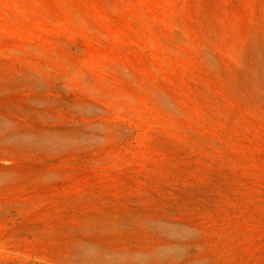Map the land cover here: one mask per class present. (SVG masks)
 <instances>
[{"label":"rangeland","instance_id":"1","mask_svg":"<svg viewBox=\"0 0 264 264\" xmlns=\"http://www.w3.org/2000/svg\"><path fill=\"white\" fill-rule=\"evenodd\" d=\"M134 1L119 4L111 15L118 25L106 39L87 33L67 38L71 22L57 21V6L84 4L83 0H31V4L0 0V23L9 20L7 13L15 17L16 27L28 19L31 26L26 28L32 29V35L24 39L47 43L74 66L87 52L103 50L113 63L126 61L137 70V60L146 58L150 50L126 38L135 25L130 18ZM200 1L186 0L191 10L201 4L210 6L209 15L217 13L220 0ZM242 1L227 0L226 5L238 11ZM260 1L255 7L259 18L264 13V0ZM56 35L67 38L66 44L54 43L51 39ZM6 55L0 51V241L4 246L0 264H264L261 99L230 98L210 82L209 96L200 103L202 109L205 106L200 139L191 138V145L141 121L132 105L117 117L116 129L102 106L105 102L92 98L82 85L72 84L64 71L36 76L27 63L44 61L34 55ZM261 56L248 57L242 64L248 73L237 75L243 92L264 93ZM47 63L53 61L46 59ZM191 67L208 78L195 60ZM89 71L85 84L92 82ZM253 72H260L259 79L257 74L256 79H247ZM105 73L133 95L141 98L146 91L119 71L106 68ZM148 77L145 83L165 85L158 76ZM190 87L196 90L193 83ZM146 97L149 106L153 100ZM148 127V138L142 140Z\"/></svg>","mask_w":264,"mask_h":264},{"label":"bare ground","instance_id":"2","mask_svg":"<svg viewBox=\"0 0 264 264\" xmlns=\"http://www.w3.org/2000/svg\"><path fill=\"white\" fill-rule=\"evenodd\" d=\"M22 1H24L26 4L27 2L30 4L32 3L31 0ZM226 1L220 0L216 6L217 13L214 15H209V13L211 14V11L209 12L210 6H207V4H205V6L209 7V10L200 3H197L200 5H198L196 10H191L186 0H135L130 10V18L135 25L131 28L132 32L127 34L126 38H132V41L138 43L141 48L150 50V53L146 58H144L142 55L141 58L137 60V70H135L133 65H130L129 62L126 61L113 63L111 59H109L108 54L103 50H99L97 52L92 51L91 53L87 52L84 60H81L82 62L80 65L74 66L68 60L66 55L64 56L63 53H57L52 47H49L50 45L47 46V43V45H44V43L43 45H41L42 43L38 45L34 43L35 41L31 43L30 40L29 42L28 40L24 39V37L28 34H30V36L32 35V29L29 31L26 28V24H29L27 23L28 19L26 24H24V21V23H21L20 21L21 24L25 25V27L24 25L16 27L12 24V22H16L14 21L15 17L12 13H7V15H5L10 21L8 20L6 22L3 21L4 23L2 24L0 23V51L5 54L7 53L8 57L9 53L10 55L14 56L13 58H25L29 55H34L39 60L44 61L43 64L27 63L26 68L30 72L37 74L36 76L48 75V73H50L49 70H58V72L62 71V73L64 71L68 75V78L72 84L82 85L90 93L92 98H97L98 100L105 102L102 106H104V110L107 113H110L112 120L109 122L116 129L119 128L117 126V117L119 118V116L125 115L126 106L132 105L137 111L141 121L149 123L151 127L153 126V128H163L162 130L167 134L176 138L181 137L186 142H189L191 138L199 140V128H201L200 126L205 114L203 111L205 106L202 109L200 103L202 104L204 98L209 96L210 82L218 84L230 98L240 97L249 101L261 99L264 102L263 91L253 89L252 91L254 93H251L250 91L243 92L238 84L239 79L237 76L239 73H243L244 77L248 74L244 73V69L242 68V64L247 60L248 57L264 55V13L260 12V14L258 11L260 18L256 17V0H243L241 4V10L238 11L234 6H227ZM121 2L122 0H83L84 4L78 3L74 5L72 2H69L68 5H64L63 3H60V5L57 6L58 18H54H56L59 22H71V33L70 35L67 34V38H70L73 36V34L80 33L83 35V33H87L106 39L110 38V29L118 25L116 20H112L111 15L120 9L119 4ZM238 2L241 1H237V3ZM260 4L263 5L262 3ZM196 6L197 5H194V7ZM39 7L40 6L37 8ZM129 7H131V5ZM33 8L35 7L33 6ZM50 11L53 12L52 10ZM39 13L40 16L43 14L41 8ZM259 14H257V16ZM26 15L29 14L27 13ZM53 15L56 16L54 13ZM39 18L43 19L42 16ZM54 21L56 22V20ZM45 22L43 21L42 24ZM36 23L38 22L36 21ZM33 24L34 22L32 25ZM138 24H141V27ZM29 26H31V24H29ZM52 38L53 39L51 40L60 46H62V44H66L67 42V38L60 35L53 36ZM42 41L45 42L44 38ZM59 45H57V48ZM59 49L61 48L59 47ZM261 57L263 58V56ZM46 59H48V61L52 60L53 63L46 64ZM249 59L250 58H248V60ZM194 60L198 65H200L203 75L208 76V78H203L192 71L191 64L194 62ZM106 68L109 70L119 71L121 73V77L127 76L129 82L141 85V87H143L147 92H143V96L141 98L139 96L133 95L131 91H128L127 89H124L110 81L105 73ZM89 70H91V74H93L92 82L85 84L83 82L84 77L88 72H90ZM259 73L260 72H256L253 75L251 73L252 76L250 75L247 79L254 80L256 79L255 74L258 76ZM148 76L160 77L161 81H163L165 85L157 83H145L144 81L147 80ZM52 78H54V76ZM191 83L195 85L196 90L190 87ZM256 84L261 87L263 85V83L259 80L256 81ZM146 96L148 99L152 98L153 100L149 106L146 104ZM222 123L224 124L225 122ZM149 128L150 127L144 129L146 131H144L142 134V140L146 139L148 135L147 130ZM250 147L248 148L250 149ZM149 175L151 174L149 173ZM3 247L4 246L0 241V258L3 256V253L1 254ZM242 252H244V250H242Z\"/></svg>","mask_w":264,"mask_h":264}]
</instances>
